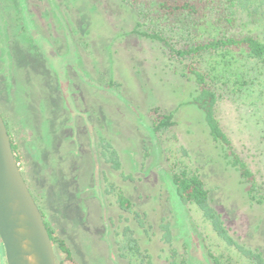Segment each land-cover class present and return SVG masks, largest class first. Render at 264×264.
I'll return each mask as SVG.
<instances>
[{
  "label": "rangeland",
  "instance_id": "obj_1",
  "mask_svg": "<svg viewBox=\"0 0 264 264\" xmlns=\"http://www.w3.org/2000/svg\"><path fill=\"white\" fill-rule=\"evenodd\" d=\"M136 21L122 0H0V111L45 221L71 251L56 252L58 264H169L165 218L190 264H211L206 245L244 264L196 208L179 206L171 167L198 168L231 234L263 254L264 206L250 201L191 103L194 80L159 42L133 32ZM252 74L218 116L264 181V65ZM154 108L174 113L167 134H153ZM119 189L133 212L119 207Z\"/></svg>",
  "mask_w": 264,
  "mask_h": 264
},
{
  "label": "trees",
  "instance_id": "obj_2",
  "mask_svg": "<svg viewBox=\"0 0 264 264\" xmlns=\"http://www.w3.org/2000/svg\"><path fill=\"white\" fill-rule=\"evenodd\" d=\"M122 2L135 12L137 21L133 32L159 42L169 59L179 62L182 73L194 80L196 89L191 103L201 111L210 137L222 147L228 164L246 184L250 201L264 206V181L252 169L250 161L236 150L233 139L218 116L223 101L243 94L254 76L252 69L264 65V0ZM154 111L158 115L153 120V134H167L176 123L174 113H161L160 108H154ZM12 145L15 152L13 140ZM112 159L114 165L119 167L114 155ZM169 176L171 190L179 206L196 208L226 250L237 253L244 264H264V254L260 249L242 244L231 234L223 213L213 206L210 190L198 168L184 161L176 162ZM117 201L119 207L133 212V203L120 189ZM134 214L143 223L140 214ZM46 224L56 252H65L67 257H71L64 239L56 236L54 227L47 221ZM160 227L162 241L169 247V264H190L187 245L184 244L183 251L176 246L172 221L165 218ZM127 249L138 254L140 249L135 238L128 237ZM206 249L211 264H232V256L218 253L208 245ZM148 264H153L151 258Z\"/></svg>",
  "mask_w": 264,
  "mask_h": 264
},
{
  "label": "water",
  "instance_id": "obj_3",
  "mask_svg": "<svg viewBox=\"0 0 264 264\" xmlns=\"http://www.w3.org/2000/svg\"><path fill=\"white\" fill-rule=\"evenodd\" d=\"M0 241L7 264H58L43 212L24 178L1 111Z\"/></svg>",
  "mask_w": 264,
  "mask_h": 264
},
{
  "label": "flooded vegetation",
  "instance_id": "obj_4",
  "mask_svg": "<svg viewBox=\"0 0 264 264\" xmlns=\"http://www.w3.org/2000/svg\"><path fill=\"white\" fill-rule=\"evenodd\" d=\"M2 248H3V245H2V243H1V241H0V250L2 251ZM4 250V249H3Z\"/></svg>",
  "mask_w": 264,
  "mask_h": 264
}]
</instances>
